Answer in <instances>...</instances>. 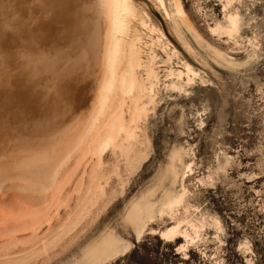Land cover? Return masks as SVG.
Wrapping results in <instances>:
<instances>
[{
  "label": "rangeland",
  "instance_id": "rangeland-1",
  "mask_svg": "<svg viewBox=\"0 0 264 264\" xmlns=\"http://www.w3.org/2000/svg\"><path fill=\"white\" fill-rule=\"evenodd\" d=\"M90 1L57 31V2L0 0V264H90L107 237L130 249L104 264H264V0H165L177 23L125 0L114 67L136 46L139 90L102 155L123 97L101 107L109 11Z\"/></svg>",
  "mask_w": 264,
  "mask_h": 264
},
{
  "label": "bare ground",
  "instance_id": "bare-ground-1",
  "mask_svg": "<svg viewBox=\"0 0 264 264\" xmlns=\"http://www.w3.org/2000/svg\"><path fill=\"white\" fill-rule=\"evenodd\" d=\"M102 1L108 7L109 14L107 17H108V28L109 29L107 30V34H106V48H105V60H104L105 70H104V78L102 80L101 92L99 93V98H100L101 107H102L107 102L110 93L116 87L117 91L123 97V104L121 105L120 110L117 111L118 112L117 117L112 119V121H110L104 127V134L102 135V138L97 139L96 147H95L96 150L94 152L96 154L98 153L99 155L104 154L108 150V148L113 144L115 139L125 129H127L126 125H125V121H124V100L127 98H132V96L135 95L136 90L137 91L139 90L138 80H137V72H136V66L138 65V49H137V47L132 46L130 48V50H129V61H128V65H127L128 69L126 68V70L123 73H121L120 75H118L116 70H115V67H114L115 65H114V60H113L117 56V54L120 50V44L118 41H116L115 33L121 29V26H122L121 12H123L126 9V7L128 6L127 2L125 0H102ZM153 1L156 2V4L160 7L159 9H162L170 19H172V20L174 19L171 17V15L167 9L165 0H153ZM53 2L58 3V5L60 7L59 10H61V12L58 13V14H60L59 19L61 20L60 22H63V26H60V28H57V31L63 30V27L65 29V26L68 27L69 25H72L73 28L85 27V25L82 23V19L79 20L77 17L74 16V14H71V13H73V10L76 8V6L78 4H81L83 6L84 10H86V9L91 10L92 7L94 6V3H93L92 6L88 7V5H90V3H91L90 0H53ZM97 2L99 5H101V3H100L101 0H99V1L97 0ZM174 2H175L174 8L176 9L177 13L179 15L185 17L184 9H183L182 5L180 4V1L174 0ZM95 3H96V1H95ZM69 15H70V18L68 19ZM228 20H229V28L227 29V28L223 27L224 30L226 32H231V33L238 31L239 22L241 21V20L239 21L238 16L230 15ZM173 22H174V20H173ZM174 23H177V22H174ZM191 30H193V29H191ZM159 41H160V39H159ZM191 67H190V65H187V70L189 73H193L195 75L196 73L191 69ZM63 74L59 75V78H62L64 76ZM107 74H108V76H107ZM180 74H182V73H180ZM62 83H64V82H62ZM136 106H138V105L136 104ZM130 136H131L130 133H127V137H130ZM133 139H135V138H133ZM130 143H132V142H130ZM134 149H135V147H134ZM69 151L70 150H68V152ZM129 152L131 153V150ZM128 161H129V159H128ZM49 162H50V166H49L50 170L55 172L57 170V167L59 166V159L58 158H56L55 160L51 159V161H49ZM170 194H172V193H170ZM182 200H183V197L180 195L168 197V199L165 202H163V206H162L163 208L161 210V213L162 212L166 213V211H169V213H170V211L173 212L174 208L176 206H178L182 202ZM143 206H145V205H143ZM140 207L138 205L133 206V209L129 210L130 214L128 213L129 216H127V219H126L128 221V217H129V220L133 223V225H134V223H135V225H137V234L136 235H138V239H139L140 235L143 233V231L146 229L148 221L152 219V216H150V217H148L149 220H147V222L145 220H143ZM145 214H147V213H145ZM148 214L150 215L151 212H148ZM172 233H174V229H173ZM169 234H171V232ZM175 235H176V231H175ZM129 249H130V245H126L123 248H120V246L118 245V243L116 241L107 237L99 244V246H97L94 249V251L91 253V256H89L92 260V263H90V264H104L110 258L117 256V255H120V254H124Z\"/></svg>",
  "mask_w": 264,
  "mask_h": 264
}]
</instances>
